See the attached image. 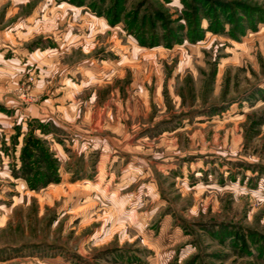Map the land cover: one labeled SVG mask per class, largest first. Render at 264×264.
Instances as JSON below:
<instances>
[{
  "label": "rangeland",
  "instance_id": "obj_1",
  "mask_svg": "<svg viewBox=\"0 0 264 264\" xmlns=\"http://www.w3.org/2000/svg\"><path fill=\"white\" fill-rule=\"evenodd\" d=\"M0 264H264V0H0Z\"/></svg>",
  "mask_w": 264,
  "mask_h": 264
},
{
  "label": "crops",
  "instance_id": "obj_2",
  "mask_svg": "<svg viewBox=\"0 0 264 264\" xmlns=\"http://www.w3.org/2000/svg\"><path fill=\"white\" fill-rule=\"evenodd\" d=\"M75 104V103H74Z\"/></svg>",
  "mask_w": 264,
  "mask_h": 264
}]
</instances>
